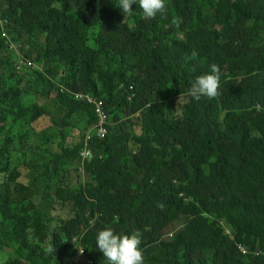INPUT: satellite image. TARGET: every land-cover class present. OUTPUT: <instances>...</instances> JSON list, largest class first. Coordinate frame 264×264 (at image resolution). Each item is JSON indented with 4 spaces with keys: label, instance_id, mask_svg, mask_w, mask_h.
<instances>
[{
    "label": "trees",
    "instance_id": "obj_1",
    "mask_svg": "<svg viewBox=\"0 0 264 264\" xmlns=\"http://www.w3.org/2000/svg\"><path fill=\"white\" fill-rule=\"evenodd\" d=\"M4 1L0 42L12 62L0 58V71L15 85L0 87V161L16 127L24 133L41 114L53 117L23 108L21 79L34 65L17 69L14 36L41 48L34 60L54 75L62 127L73 117L96 123L74 91L103 100L112 125L123 112L136 116L140 134L110 125L103 139L59 147L55 167L87 148L92 155L86 185L55 191L65 219L0 202L10 223L0 231L1 264H105L95 234L108 227L140 233L144 264H264V0H168L151 20L133 4V28L117 0ZM211 64L220 69L218 94L193 100L190 81ZM175 96L185 99L178 111L160 101ZM7 171L0 183L16 182L20 173Z\"/></svg>",
    "mask_w": 264,
    "mask_h": 264
},
{
    "label": "rangeland",
    "instance_id": "obj_2",
    "mask_svg": "<svg viewBox=\"0 0 264 264\" xmlns=\"http://www.w3.org/2000/svg\"><path fill=\"white\" fill-rule=\"evenodd\" d=\"M4 4L5 1L0 0V6ZM118 10L121 18L125 19L133 28L134 25L127 19L128 16H132V13L130 12L124 17L121 10ZM14 38L16 41L13 39L12 42H16L17 58L24 57L34 65L33 69L29 71L30 74L22 76L21 79L23 108L35 104L48 111V113L51 112L53 117L50 114H41L35 121L31 122L27 118L26 120L30 123L26 127L27 132L20 133L18 131L19 127H16L12 134L13 137L10 136V139L13 140L9 142L7 148H1L6 150V155L0 161V169L7 167V176H10L12 171L19 172L20 176L16 182L9 185L0 183V202L10 200L13 208L18 211L20 206H24L26 209L42 208L53 219H65L68 213L67 207H64L61 201L54 198L55 191L59 187L75 185L78 182L86 185L90 181L87 171V164L90 160L86 158H81L79 161H77V158L60 160L55 167L53 163L56 159L55 153L59 152L60 146L71 148L80 140H83V144H85L92 139L94 137V125L88 127V125H85L86 120L83 117L78 120L73 117L69 126L62 127L61 117H57L53 102L57 93L52 90L51 86L54 75L44 73L43 65L34 60V56L38 52H42L41 48L37 46L33 37H29L27 41L22 42L18 41L16 36ZM174 39L184 41L185 35L177 33L174 35ZM88 46L96 49L93 42H88ZM26 54L29 56H26ZM7 56L8 53L0 42V58L6 60ZM8 57L12 62L11 57ZM7 73L0 71V87L15 85V80L8 78ZM38 73H41L49 84L40 78ZM67 74L70 75L69 71H67ZM54 84H56L54 87L60 86L57 82ZM160 101H163L167 107L172 105L178 111L179 105L185 99L184 96H175L168 99L163 97ZM111 127L113 128L112 132L117 135L124 133L132 135L133 129H135L137 135L140 134L136 116H128L126 112L121 113L119 120L113 125L111 124ZM26 133L27 138H23L22 135L24 136ZM3 144H5V141L0 137V145ZM36 149H40L39 155H34ZM132 149L131 151L135 150L133 147ZM123 186L124 188L128 187V183H124ZM9 226L10 223L2 221L0 216V231H4ZM225 233L231 234L228 228H225Z\"/></svg>",
    "mask_w": 264,
    "mask_h": 264
},
{
    "label": "clouds",
    "instance_id": "obj_3",
    "mask_svg": "<svg viewBox=\"0 0 264 264\" xmlns=\"http://www.w3.org/2000/svg\"><path fill=\"white\" fill-rule=\"evenodd\" d=\"M133 4L139 6L142 18L146 20L154 19L157 13H163L165 8V0H117L116 6L119 7L125 17L130 12L132 13L131 6ZM192 55L195 58L196 53L193 52ZM209 69L208 72L196 75L194 79L190 81V87L187 89V94L193 100L199 101L202 97L213 99L217 96L220 69L216 64L209 65ZM107 113L109 115L108 110ZM110 125L111 123L109 121L107 130ZM86 150L90 154V156L86 158L91 160V150L88 148ZM168 236L170 237L171 234ZM140 242L139 232L126 234L117 233L111 227L98 230L95 234V248L102 253V257L105 258V264H144ZM52 250V247H48L46 252L51 253ZM88 262L91 263V260L86 259L87 264Z\"/></svg>",
    "mask_w": 264,
    "mask_h": 264
},
{
    "label": "built area",
    "instance_id": "obj_4",
    "mask_svg": "<svg viewBox=\"0 0 264 264\" xmlns=\"http://www.w3.org/2000/svg\"><path fill=\"white\" fill-rule=\"evenodd\" d=\"M15 66L17 67V69L26 66L31 67L33 66V63L27 59L19 58L17 63H15ZM71 93L76 100L85 101L93 106V112L96 117V123L94 124V138L103 139L107 134V126L109 125V115L107 113V110L104 108L103 100L93 97L90 94H84L82 92L72 91ZM79 155L82 159L90 156L87 150H83ZM241 250L242 252L246 253L245 250ZM82 252L83 251L79 249V253L82 254ZM88 264L91 263L88 262Z\"/></svg>",
    "mask_w": 264,
    "mask_h": 264
}]
</instances>
